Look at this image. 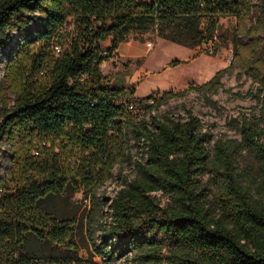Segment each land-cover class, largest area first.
Returning a JSON list of instances; mask_svg holds the SVG:
<instances>
[{"label":"trees","instance_id":"16d2710c","mask_svg":"<svg viewBox=\"0 0 264 264\" xmlns=\"http://www.w3.org/2000/svg\"><path fill=\"white\" fill-rule=\"evenodd\" d=\"M219 16L235 19L229 66L188 87L212 92L227 70L245 74L259 107L229 119L240 139L209 146L190 110L151 115L185 91L137 97L100 70L132 32L195 47L212 38ZM0 56V157L9 156L0 174V264H112L121 256L134 264H264V0H0ZM131 138L141 148L135 175L103 197L110 219L95 235L96 190L115 164L130 161ZM243 151L257 160L253 190L236 169ZM79 192L93 204L82 245L72 201ZM56 198L59 214L50 208Z\"/></svg>","mask_w":264,"mask_h":264},{"label":"rangeland","instance_id":"374dc122","mask_svg":"<svg viewBox=\"0 0 264 264\" xmlns=\"http://www.w3.org/2000/svg\"><path fill=\"white\" fill-rule=\"evenodd\" d=\"M208 20H202V27L208 26ZM212 38L195 47H189L162 39L156 32H132L110 56L101 63L100 70L103 74L117 78L119 85H131L134 95L146 97L153 93H162L166 90L185 91L182 95L168 98L160 106L151 111V115L161 116L169 114L173 117L185 116V110H190L201 121L203 128L211 137L209 146L214 140L221 138L240 139V133L231 128L229 119L237 117L241 113L258 109L255 98L248 94L251 80L238 68L227 70L221 78L222 86L215 91L196 90L189 88V84L200 85L209 80L216 71L229 66L235 37V19L231 16H219L215 19L211 31ZM151 43V46L148 45ZM105 53L111 46V38H106L101 43ZM214 45V46H212ZM173 60L178 62L169 65ZM4 59L0 56V85L4 78ZM149 119V114L146 116ZM264 139V137H263ZM7 149V148H6ZM6 153V152H5ZM130 161L115 164L111 169V176L96 190L99 199V208L93 221V230L98 234V227L103 221L109 222V209L103 197H112L124 183L135 175L134 160L141 157V148L130 140ZM9 164V156L6 153L0 157V174ZM257 160L247 151L237 156L236 169L241 180L253 190L255 187L254 170ZM202 181L208 182L205 175ZM155 195L161 202L166 201V196L160 192ZM212 197V196H211ZM72 201L79 206V218L76 228V240L79 244H89L88 216L93 209L89 196L75 193ZM62 199H51V209L59 214V206ZM34 250L43 252L40 245L30 240L29 246ZM90 246V245H89ZM80 255L86 257L88 252L80 250ZM99 261L98 257H95ZM112 264H134L130 257L121 256Z\"/></svg>","mask_w":264,"mask_h":264},{"label":"built area","instance_id":"2783aa9c","mask_svg":"<svg viewBox=\"0 0 264 264\" xmlns=\"http://www.w3.org/2000/svg\"><path fill=\"white\" fill-rule=\"evenodd\" d=\"M149 46H151V43H148ZM60 51V47L59 46H55V52L58 53Z\"/></svg>","mask_w":264,"mask_h":264}]
</instances>
